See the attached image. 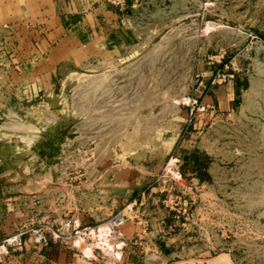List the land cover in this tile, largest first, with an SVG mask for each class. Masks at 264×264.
Wrapping results in <instances>:
<instances>
[{
    "label": "rangeland",
    "instance_id": "374dc122",
    "mask_svg": "<svg viewBox=\"0 0 264 264\" xmlns=\"http://www.w3.org/2000/svg\"><path fill=\"white\" fill-rule=\"evenodd\" d=\"M19 1L0 0V264H264V0H132L129 44L59 62L6 22Z\"/></svg>",
    "mask_w": 264,
    "mask_h": 264
},
{
    "label": "crops",
    "instance_id": "0c3cea01",
    "mask_svg": "<svg viewBox=\"0 0 264 264\" xmlns=\"http://www.w3.org/2000/svg\"><path fill=\"white\" fill-rule=\"evenodd\" d=\"M19 7L5 12L6 22L20 19L37 28L38 43L51 46L49 57L54 62L69 59L75 53H101L120 49L128 43L131 27L126 13L133 6L127 0L125 9L108 0H20ZM12 4V3H11Z\"/></svg>",
    "mask_w": 264,
    "mask_h": 264
},
{
    "label": "built area",
    "instance_id": "2783aa9c",
    "mask_svg": "<svg viewBox=\"0 0 264 264\" xmlns=\"http://www.w3.org/2000/svg\"><path fill=\"white\" fill-rule=\"evenodd\" d=\"M113 5L118 6L119 8H123L126 5L127 0H108ZM126 220V214L124 209H118L114 212L105 222V226L107 229H117L121 224H123Z\"/></svg>",
    "mask_w": 264,
    "mask_h": 264
},
{
    "label": "bare ground",
    "instance_id": "6f19581e",
    "mask_svg": "<svg viewBox=\"0 0 264 264\" xmlns=\"http://www.w3.org/2000/svg\"><path fill=\"white\" fill-rule=\"evenodd\" d=\"M105 237H107V236L105 235Z\"/></svg>",
    "mask_w": 264,
    "mask_h": 264
}]
</instances>
